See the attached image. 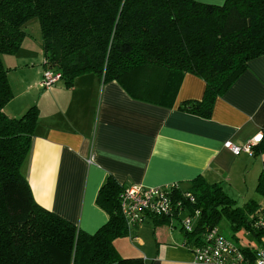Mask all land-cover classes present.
Returning a JSON list of instances; mask_svg holds the SVG:
<instances>
[{"label":"trees","instance_id":"16d2710c","mask_svg":"<svg viewBox=\"0 0 264 264\" xmlns=\"http://www.w3.org/2000/svg\"><path fill=\"white\" fill-rule=\"evenodd\" d=\"M34 17L40 26L42 75L52 70L68 88L78 76L91 73L172 106L183 76L192 73L203 79V95L178 108L209 118L217 97L252 58L264 55V0H0V264H144L142 258L120 255L114 245L131 227L120 209L124 185L114 178L98 190L96 203L107 219L94 233L33 198L22 167L38 125V107L17 117L4 111L13 91L2 54L19 50ZM252 151L264 155V133ZM255 189L264 194V161ZM186 190L194 200L184 199L183 209H174L173 216L196 210L199 216L192 231L181 227L185 245L202 242L205 229L222 219L234 237L245 230L259 239L254 224L264 219V208L255 200L237 205L220 183L202 176ZM148 217L164 221L170 216ZM242 248L253 252L251 246Z\"/></svg>","mask_w":264,"mask_h":264},{"label":"crops","instance_id":"0c3cea01","mask_svg":"<svg viewBox=\"0 0 264 264\" xmlns=\"http://www.w3.org/2000/svg\"><path fill=\"white\" fill-rule=\"evenodd\" d=\"M24 45L29 48L2 56L13 91L4 111L17 117L38 107L22 173L39 205L80 230L94 233L106 221L96 197L108 177L124 187L175 182L186 189L198 176L229 191H249L256 184L262 169L256 158L264 161V155L234 153L225 143L241 146L264 133V55L248 62L204 118L178 108L203 95L205 83L192 73L183 76L172 106L132 94L118 81L101 82L91 73L78 76L68 88L59 80L42 89L43 66L36 65L42 55L35 44L22 42L20 47ZM174 217H146L131 225L127 236L114 240L116 249L144 264H201L184 244L182 226L180 236L176 233Z\"/></svg>","mask_w":264,"mask_h":264},{"label":"built area","instance_id":"2783aa9c","mask_svg":"<svg viewBox=\"0 0 264 264\" xmlns=\"http://www.w3.org/2000/svg\"><path fill=\"white\" fill-rule=\"evenodd\" d=\"M59 78V74L45 69L39 82L40 88H50ZM260 139L252 138L241 146L229 141L225 145L234 153L244 150L251 156L252 146ZM175 193L179 194L176 200L173 199ZM184 199L193 201L194 197L175 182L156 187L131 184L125 186L119 195L120 209L129 225L141 223L148 216H173L174 209H183ZM198 216V210L185 215L182 228L187 232L192 231ZM254 226V230L259 233L260 246L253 247V252L245 251L241 245L227 239L220 233L218 226L206 228L201 236L202 242L191 247L195 260L201 264H264V219L257 220Z\"/></svg>","mask_w":264,"mask_h":264},{"label":"rangeland","instance_id":"374dc122","mask_svg":"<svg viewBox=\"0 0 264 264\" xmlns=\"http://www.w3.org/2000/svg\"><path fill=\"white\" fill-rule=\"evenodd\" d=\"M25 31H27V37L28 39H23L22 42L24 43H30L35 44V51H40V55H42V48H41V34H40V26L37 17L31 18L28 23L26 24ZM39 44V45H37ZM23 49L29 48V46L24 45L23 47H20ZM15 54V53H14ZM3 56V54H2ZM4 63V62H3ZM33 62L29 64L31 66ZM42 63V56H40L39 63L36 65L40 66ZM21 69H17L16 72H20ZM40 82V81H39ZM40 86V85H39ZM257 162H262L261 157L256 158ZM258 178V177H257ZM257 183V182H256ZM245 187V186H244ZM256 184L253 183L252 187L249 191L244 189H232L231 191L225 190L228 192V194L236 200L237 205H242L244 202L249 201L250 199L255 200L262 208H264V194H260L256 191ZM184 215H181L180 217H174L173 220L176 223V233L179 235L180 227L182 225V218ZM218 228L220 233L225 236L227 239L233 241L234 243L242 246H251L254 248H258L260 246V241L251 233L246 232L245 230H240L235 233V237L233 236V232L229 227V224L225 219H222L218 223ZM180 236V235H179Z\"/></svg>","mask_w":264,"mask_h":264}]
</instances>
